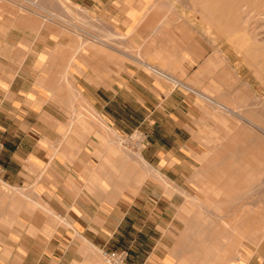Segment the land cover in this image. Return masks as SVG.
Masks as SVG:
<instances>
[{"label": "crops", "instance_id": "1", "mask_svg": "<svg viewBox=\"0 0 264 264\" xmlns=\"http://www.w3.org/2000/svg\"><path fill=\"white\" fill-rule=\"evenodd\" d=\"M161 1L0 0V264L174 257L148 242L195 183L205 114L172 80L205 78L210 49Z\"/></svg>", "mask_w": 264, "mask_h": 264}, {"label": "rangeland", "instance_id": "2", "mask_svg": "<svg viewBox=\"0 0 264 264\" xmlns=\"http://www.w3.org/2000/svg\"><path fill=\"white\" fill-rule=\"evenodd\" d=\"M158 7L170 11L169 23L183 25L195 40L210 49L205 78H196L194 84L182 82L205 96H213V100L234 112L223 111L210 101L206 105L190 93L196 108L205 114L201 120L205 135L200 167L193 190L182 192L185 202L174 216L171 236L165 224V231L152 235L154 240L148 244L153 248L159 241L158 253L165 252L166 241L160 239L167 237L174 246L169 264H208L194 252L198 245L207 254L211 245L219 242L221 229L215 227V223H221L218 215L228 217L235 209H248L259 211L256 216L253 214L254 219L264 222V14H248L246 7L238 9L234 0H162ZM136 167L141 170L138 164ZM226 169L230 172L225 173ZM12 193V188L0 179V216L10 208ZM206 218L209 222L203 234L198 228L204 226ZM166 221L169 223L168 218ZM263 237L264 234L255 245L241 246V255L234 264H242L245 255L255 250Z\"/></svg>", "mask_w": 264, "mask_h": 264}, {"label": "bare ground", "instance_id": "3", "mask_svg": "<svg viewBox=\"0 0 264 264\" xmlns=\"http://www.w3.org/2000/svg\"><path fill=\"white\" fill-rule=\"evenodd\" d=\"M234 3L237 5L238 9L246 7V12L248 14L254 13V16L258 15L259 13L264 14V0H234ZM261 48L262 54L264 56V45L261 46ZM153 70H155V72L158 74H161L163 76L165 75L157 67L153 68ZM173 80L174 83L177 85H182L187 88L189 87V85L184 84L182 80L176 78H173ZM189 90H192L194 93H196V95L205 103L210 101L216 103V105H219L222 110H227L228 113L230 110L233 111V109H231L230 107H225L222 104L217 103L215 100L212 99L213 96H205L203 92L199 91L194 87L189 88ZM208 104L209 103H207L206 105ZM218 112L219 111L216 110V113ZM234 211L235 213L230 214V216L228 215V217L225 215L226 218L223 215H218V218L221 220V223H219L222 225L215 223V227H219L221 229L218 233L221 234L219 236L220 240L217 244L213 243L211 245V248L207 250V254H205V252H203V250L200 249L197 245L194 254H198L199 259L203 260L205 258L204 260L208 264H234L237 256L241 255V251L239 250V248L246 243L255 245L259 240L260 236L264 234V222L262 223L257 221V218L254 219L253 215L255 214L256 216L259 211H257L256 213L248 209H245L244 212L243 210L238 211V209H235ZM245 220H249L251 223V226H249L250 228L247 230L245 229ZM208 222L209 220L206 218V220L203 222L204 226L198 228L199 232H202L204 234V230L207 228L206 224ZM250 231L253 234H251ZM248 233H250L251 235L247 236Z\"/></svg>", "mask_w": 264, "mask_h": 264}, {"label": "built area", "instance_id": "4", "mask_svg": "<svg viewBox=\"0 0 264 264\" xmlns=\"http://www.w3.org/2000/svg\"><path fill=\"white\" fill-rule=\"evenodd\" d=\"M150 69L152 70V72L156 74L153 68L150 67ZM172 83H174V80H172ZM103 256H104V261L106 264H119L124 260L125 254L120 253L118 251H109V253L104 252Z\"/></svg>", "mask_w": 264, "mask_h": 264}]
</instances>
